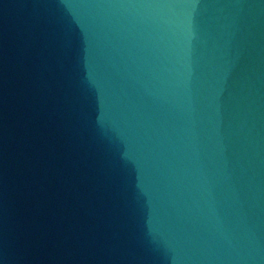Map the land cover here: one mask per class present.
I'll return each mask as SVG.
<instances>
[{"label":"water","instance_id":"obj_1","mask_svg":"<svg viewBox=\"0 0 264 264\" xmlns=\"http://www.w3.org/2000/svg\"><path fill=\"white\" fill-rule=\"evenodd\" d=\"M0 264H264V0H0Z\"/></svg>","mask_w":264,"mask_h":264}]
</instances>
